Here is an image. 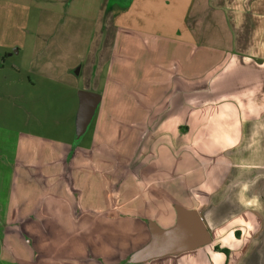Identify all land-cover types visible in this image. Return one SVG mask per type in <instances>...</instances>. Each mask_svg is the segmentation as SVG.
Listing matches in <instances>:
<instances>
[{"label": "crops", "instance_id": "0c3cea01", "mask_svg": "<svg viewBox=\"0 0 264 264\" xmlns=\"http://www.w3.org/2000/svg\"><path fill=\"white\" fill-rule=\"evenodd\" d=\"M205 4L195 15L208 22L181 24L168 40L176 55L156 61L158 75L146 73L148 85L132 87L127 99L116 67L121 28L111 10L104 33L78 61L67 59L68 70L77 63L82 89L98 99L83 131L49 162L62 180L50 190L63 195H48L47 207L69 199L68 219L82 223L73 233L98 223L91 240L75 243L85 264H264V0ZM134 31L145 32V44L158 34ZM97 109L113 122H90ZM89 169L98 185H85ZM12 205L2 234L22 243L32 214L20 201ZM189 212L208 238L157 250L154 241Z\"/></svg>", "mask_w": 264, "mask_h": 264}, {"label": "rangeland", "instance_id": "374dc122", "mask_svg": "<svg viewBox=\"0 0 264 264\" xmlns=\"http://www.w3.org/2000/svg\"><path fill=\"white\" fill-rule=\"evenodd\" d=\"M205 9V0H0V264H85L78 256L84 257L83 248L75 243L89 241L98 232V223H90L73 233L82 223L68 219L65 197L52 203L57 207L48 208V195H63L50 190L51 183L62 180L59 168L49 162L77 137L78 91L83 82L75 76L77 63L68 70L67 59L78 61L104 33L111 10L113 24L121 28L116 48L121 64L116 67L127 99L129 89L148 85L145 74L152 72L156 61L176 55L168 40L178 35L181 24L208 22L203 13L197 16L199 22L195 15ZM141 27L158 34L148 36L145 44V32L134 31ZM154 71L158 75L160 69ZM128 120L124 117L123 122ZM90 122H113V118L107 110L100 116L97 109ZM91 129L92 123L80 136V144L90 138ZM86 173L85 185L99 184L92 169ZM19 201L32 214V221L22 226L31 229L22 243L2 234L13 220L6 212ZM52 209L58 210L55 218Z\"/></svg>", "mask_w": 264, "mask_h": 264}, {"label": "water", "instance_id": "95a60500", "mask_svg": "<svg viewBox=\"0 0 264 264\" xmlns=\"http://www.w3.org/2000/svg\"><path fill=\"white\" fill-rule=\"evenodd\" d=\"M98 93L81 89L78 91V109L76 136L79 135L94 111ZM208 238V231L195 212L182 216L180 221L170 230L162 233L155 241L154 247L159 251L178 249Z\"/></svg>", "mask_w": 264, "mask_h": 264}]
</instances>
